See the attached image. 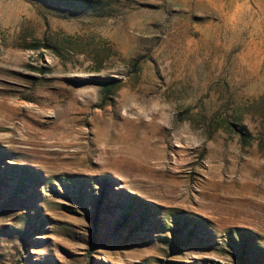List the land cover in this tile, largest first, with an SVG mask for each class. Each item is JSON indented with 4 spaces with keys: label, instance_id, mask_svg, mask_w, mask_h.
Instances as JSON below:
<instances>
[{
    "label": "rangeland",
    "instance_id": "1",
    "mask_svg": "<svg viewBox=\"0 0 264 264\" xmlns=\"http://www.w3.org/2000/svg\"><path fill=\"white\" fill-rule=\"evenodd\" d=\"M87 4L0 0V264H264V0Z\"/></svg>",
    "mask_w": 264,
    "mask_h": 264
},
{
    "label": "trees",
    "instance_id": "2",
    "mask_svg": "<svg viewBox=\"0 0 264 264\" xmlns=\"http://www.w3.org/2000/svg\"><path fill=\"white\" fill-rule=\"evenodd\" d=\"M39 1H42L47 5L49 4L52 7L64 6L74 11H76V9H78L80 6L83 7L88 6L87 0H39ZM31 47L34 48L33 45ZM92 80H93L92 82L98 84L102 90H106V91L109 90L111 87H115L117 83L120 82V80L116 78L102 79V77H93ZM239 132L240 135L242 136L244 135L242 131L239 130Z\"/></svg>",
    "mask_w": 264,
    "mask_h": 264
}]
</instances>
